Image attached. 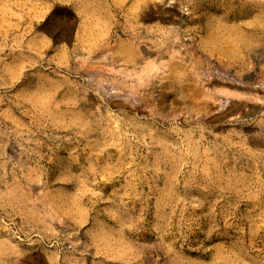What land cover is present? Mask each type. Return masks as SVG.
Segmentation results:
<instances>
[{"label":"rangeland","instance_id":"374dc122","mask_svg":"<svg viewBox=\"0 0 264 264\" xmlns=\"http://www.w3.org/2000/svg\"><path fill=\"white\" fill-rule=\"evenodd\" d=\"M0 264H264V0H0Z\"/></svg>","mask_w":264,"mask_h":264}]
</instances>
